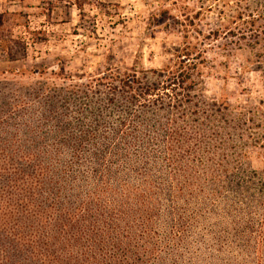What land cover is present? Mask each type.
<instances>
[{
  "label": "trees",
  "instance_id": "trees-1",
  "mask_svg": "<svg viewBox=\"0 0 264 264\" xmlns=\"http://www.w3.org/2000/svg\"><path fill=\"white\" fill-rule=\"evenodd\" d=\"M83 77L61 68L0 87V264H241L257 232L236 206L215 212L220 223L207 207L246 181L237 166L200 168L213 152L200 130L188 137L192 52L162 69ZM200 174L215 196L184 218L176 201L198 203Z\"/></svg>",
  "mask_w": 264,
  "mask_h": 264
},
{
  "label": "rangeland",
  "instance_id": "rangeland-1",
  "mask_svg": "<svg viewBox=\"0 0 264 264\" xmlns=\"http://www.w3.org/2000/svg\"><path fill=\"white\" fill-rule=\"evenodd\" d=\"M186 50L200 70L188 137L200 130L213 152L200 168L237 166L234 180L246 181L207 211L220 223L218 211L242 210L257 234L235 259L264 264V0H0V73L7 72L0 87L38 84L61 68L77 82L108 67L162 69ZM200 175L206 187L198 203L196 196L176 201L184 218L215 196Z\"/></svg>",
  "mask_w": 264,
  "mask_h": 264
}]
</instances>
